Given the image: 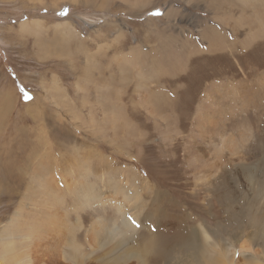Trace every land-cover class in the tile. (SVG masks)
Instances as JSON below:
<instances>
[{
  "label": "rangeland",
  "instance_id": "rangeland-1",
  "mask_svg": "<svg viewBox=\"0 0 264 264\" xmlns=\"http://www.w3.org/2000/svg\"><path fill=\"white\" fill-rule=\"evenodd\" d=\"M262 213L264 0H0V264H264Z\"/></svg>",
  "mask_w": 264,
  "mask_h": 264
},
{
  "label": "bare ground",
  "instance_id": "bare-ground-1",
  "mask_svg": "<svg viewBox=\"0 0 264 264\" xmlns=\"http://www.w3.org/2000/svg\"><path fill=\"white\" fill-rule=\"evenodd\" d=\"M60 24V23H59ZM62 24V23H61ZM61 24H60V26H61ZM62 25H64V26H61L63 29H65L67 32H71L72 31V28L69 26V25H66V24H62ZM24 29H26V25H20V30L21 31H24ZM68 34V33H67ZM60 52H58V54H59ZM61 54V53H60ZM111 85V84H110ZM100 100V99H99ZM26 198L29 196V193H27L26 195ZM262 218H264V216H263V213H262V215H261V217H254V218H252L251 220H249L248 221V223H249V225L250 226H253V229H254V233L252 234V236L254 237V238H257L258 237V235L260 234V232L262 231L261 229H260V224H261V221H262ZM264 220V219H263ZM39 229V228H38ZM38 229L36 230V231H38ZM46 231H47V229L45 228L44 230H42V235H39V234H37V235H33L34 233H27V236H32L33 235V237H35L37 240L40 238V240H38V241H34L33 242V244H34V248L33 249H30V250H26L25 251V253H24V255L25 256H28L29 255V253H31L35 248H36V246L37 245H39L40 244V242H41V239L44 237V235L46 234V235H48L47 233H46ZM263 234V233H262ZM261 234V235H262ZM18 238V234L16 233V232H10V231H7L6 230V232H4V233H1L0 234V246H1V248L4 250V252H8L9 253V255L11 256H15V255H13V252L15 251V243L13 242L14 240H16ZM32 238V237H31ZM4 239H6V245H4L1 241H3ZM258 239H259V237H258ZM264 239V238H263ZM261 240H262V238H261ZM260 240V241H261ZM31 241V240H30ZM262 242V241H261ZM26 245V244H25ZM28 245V244H27ZM31 246V245H30ZM29 248V247H28ZM32 248V247H31ZM12 250H14V251H12ZM223 258V256L220 254V255H218V257H216L215 258V260L216 261H218V264H219V262H221V259ZM49 261H51V263H54V261H55V264H57L58 263V259H56V260H49ZM40 262V261H39ZM223 264V263H222Z\"/></svg>",
  "mask_w": 264,
  "mask_h": 264
}]
</instances>
